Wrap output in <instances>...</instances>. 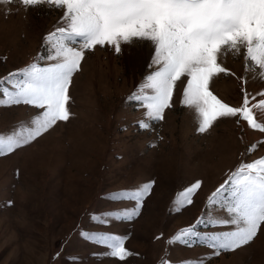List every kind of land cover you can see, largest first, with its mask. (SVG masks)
Returning a JSON list of instances; mask_svg holds the SVG:
<instances>
[{"label":"rangeland","instance_id":"374dc122","mask_svg":"<svg viewBox=\"0 0 264 264\" xmlns=\"http://www.w3.org/2000/svg\"><path fill=\"white\" fill-rule=\"evenodd\" d=\"M61 16V9L47 5L26 9L18 0L0 5V77L46 57L43 37ZM152 51L146 41L123 44L119 54L111 46L86 51L69 90V121L0 156V264H160L164 258L181 264L211 251L199 243L168 241L201 216L208 196L242 161L264 156V143H258L264 133L235 118L220 119L207 133H198L195 113L181 104L179 82L165 118L152 122L149 130L140 129L136 121L144 118L145 110L127 97L154 70L149 67ZM220 59L235 75L220 74L210 82V90L226 103L240 106L242 87L250 94L264 89V81L253 79L251 72L246 85L238 79L245 76L243 54ZM37 111L23 104L0 107V134H10ZM258 116L264 121V113L258 111ZM251 144L258 147L247 152ZM152 180L151 195L137 218L107 225L90 219L132 206L131 201H112L108 193ZM197 180L202 186L194 202L173 211L177 193ZM82 230L126 236L125 247L133 255L123 262L102 255L106 246L86 240ZM205 264H264V227L250 245Z\"/></svg>","mask_w":264,"mask_h":264},{"label":"snow or ice","instance_id":"6c2138e0","mask_svg":"<svg viewBox=\"0 0 264 264\" xmlns=\"http://www.w3.org/2000/svg\"><path fill=\"white\" fill-rule=\"evenodd\" d=\"M17 0H0V5ZM26 9L47 5L62 10L54 29L44 37L48 55L38 56L25 67L0 77V107L28 105L37 109L30 120L20 122L10 134H0V156L27 146L49 132L59 122H67L70 87L81 70L85 52L97 46H111L119 54L122 45L137 41L152 45L154 67L127 99L143 108L144 118L136 121L142 130L165 118L172 108L178 82L183 85L181 104L192 109L198 133H207L220 119L235 118L253 130L264 133V89L250 94L246 87L240 106H232L210 90V82L220 74L235 75L221 57L243 54L247 73L264 81V0H18ZM8 11H11L10 9ZM44 60L42 66L40 61ZM186 81V82H185ZM8 85V86H5ZM257 97H261L257 99ZM255 101V102H253ZM258 143H264L260 141ZM154 146V145H153ZM258 144H251L253 152ZM148 181L130 189L108 193L115 202L131 201V207L93 214L101 225L112 220L131 221L142 211L154 187ZM202 186L197 180L177 193L172 210L180 212L191 205ZM9 204L12 202L9 201ZM222 213L217 215V213ZM201 227L222 231L201 232ZM264 227V156L242 161L207 198L205 211L193 224L178 230L168 241L191 246L199 243L211 251L196 261L205 264L224 252H235L253 243ZM81 236L106 246L102 255L121 262L133 255L125 247L126 236L82 230ZM160 237H157L159 239ZM59 255V254H57ZM75 261L78 258H71ZM160 264H171L164 258Z\"/></svg>","mask_w":264,"mask_h":264},{"label":"bare ground","instance_id":"6f19581e","mask_svg":"<svg viewBox=\"0 0 264 264\" xmlns=\"http://www.w3.org/2000/svg\"><path fill=\"white\" fill-rule=\"evenodd\" d=\"M139 42V41H138ZM140 44V43H139Z\"/></svg>","mask_w":264,"mask_h":264}]
</instances>
